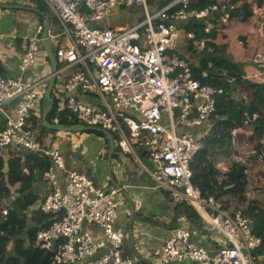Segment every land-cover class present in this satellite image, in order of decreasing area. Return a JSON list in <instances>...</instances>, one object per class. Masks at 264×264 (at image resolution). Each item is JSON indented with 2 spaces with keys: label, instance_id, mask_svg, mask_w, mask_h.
<instances>
[{
  "label": "built area",
  "instance_id": "obj_1",
  "mask_svg": "<svg viewBox=\"0 0 264 264\" xmlns=\"http://www.w3.org/2000/svg\"><path fill=\"white\" fill-rule=\"evenodd\" d=\"M43 1L61 26L59 34L66 36L53 53L56 64H63L54 73L29 81L0 76V147L21 148L51 163L44 177L52 190L38 209L55 218L34 239L36 247L51 251L47 264L134 263L122 255L125 233L115 226L123 206L120 188L97 187L84 174L65 169L60 151L46 145L32 129L31 120L49 80L64 73L52 93L58 110L65 109L79 125L108 132L124 153L135 156V145L145 147L153 164L148 170L151 188L163 190L173 202L189 204L197 212L202 225L176 228L164 240L163 262L255 264L262 240L254 233L251 219L240 210L230 213L192 182L190 163L203 148L202 135L193 130L214 114L223 89L196 79L192 63L177 51L181 28L191 21L203 22L200 35L185 31L191 49L195 54L214 51L212 32L237 16L241 3L218 0L196 9L189 6L191 0ZM245 2L264 16L258 0ZM120 7H139L144 18L123 29L97 25ZM41 31L39 24L21 38V71L38 62ZM59 34L49 31L48 40ZM253 63L258 72L251 71L243 79L264 82V52H257ZM85 96L92 101L84 100ZM259 158L264 159V154ZM55 170L66 173L62 188ZM85 222L96 224L100 235L83 230ZM202 229L219 238L216 252L209 253L194 240Z\"/></svg>",
  "mask_w": 264,
  "mask_h": 264
},
{
  "label": "crops",
  "instance_id": "obj_2",
  "mask_svg": "<svg viewBox=\"0 0 264 264\" xmlns=\"http://www.w3.org/2000/svg\"><path fill=\"white\" fill-rule=\"evenodd\" d=\"M42 1L43 0H41V2ZM168 1L169 0H164L163 3ZM245 1L248 2V0L233 1L241 3V6L245 5L243 11L233 17L226 25H220L212 32V43L217 47H214L217 50L216 56L229 60L237 69V77L235 79H229V82L234 85L240 80L237 78H242L243 80V76L247 73L251 71L258 72V67L253 63V57L257 52H264V16L253 11ZM258 2L261 6H264V0H258ZM38 6L40 7L39 0H0V67L4 72L1 76H14L24 81H29L35 76L39 77L52 72L51 64L44 49L40 52L38 62L35 65L30 66L24 71H21L19 68L23 54L21 38L27 33L34 32L36 26L39 24L42 26L43 31L45 15L48 18L47 34L49 31L53 33V29L56 27L59 28L60 31L53 33L54 35L62 31L59 22L48 6L46 5L47 9L45 12L40 11L37 8ZM122 9L123 8L120 7L113 11L112 14L107 16L104 21L97 23V25L123 29L139 22V20H132L129 14ZM40 16H42V20ZM143 18L144 16L140 19L142 20ZM97 25L92 24L91 26ZM181 29L183 30L180 31L177 51L182 58L192 63L193 67L198 64L199 56L191 49V46L184 37L185 31H187L186 24H184ZM42 31L40 33V38ZM58 36H62L63 38L59 40L55 50L61 43L64 44L66 41V36L64 34H59ZM52 51L53 53L55 52L54 50ZM58 64H56L57 70L60 67ZM65 75L66 73L61 74L58 78L61 79ZM58 78H54V83L50 92L53 102L55 101L56 103L57 101L52 93L53 88L59 83L57 82ZM234 93L237 99L240 97L246 99L250 95L248 91L246 92L238 88L235 89ZM45 99L44 95L39 101L36 115L31 120L32 129H37L38 131V138L46 145L56 147L60 151L63 156L65 169L75 170L84 174L90 178L97 187L104 189L120 188L118 197L123 202V206L120 207L118 211L115 226L122 229L125 233L121 249L122 255L132 258L134 261L133 264H166L163 262L161 256L162 245L172 230L184 225L194 227L200 223H194L183 214L177 215L175 213V207L178 203L168 198L163 190H154L151 188L152 180L148 174V170L153 167V164L147 156V151L135 145V156L130 153H124L115 143L116 140L113 136L110 138L105 132H103L104 136L98 135L96 132H98L99 129L83 130L84 132L82 134L73 136L68 140L63 133L64 130H52L44 125L42 113L49 105L48 100ZM84 100L92 101V98L90 96H85ZM63 111L67 112L65 109H63ZM47 115L48 113L46 114V120ZM66 117L75 121L73 116L68 115V112ZM256 118L257 115L253 114L251 118L253 120L252 124H254ZM251 119H249V121ZM249 121H244L243 127L232 129L230 143L219 137L221 142L214 145L212 154L215 167L221 174H225L230 164L233 162H240L245 165V201H241L236 195L229 193L224 194V196L220 198L211 196L218 199L223 207L230 213L236 210L242 211L244 215L251 219L252 226H255L257 222L258 225L261 224L264 226V203H262L264 202V159L259 158V154L254 150V140L248 135V130L250 129ZM56 122L57 118H54L52 122L47 123L46 121V124L58 125ZM213 123L214 120L210 116L202 127L193 130L202 135V147H205L206 142H204V138L208 135ZM75 124V126L70 127H82V125H79L77 122H75ZM83 127L87 126L83 125ZM46 129H48V131H46ZM53 131L59 133L58 137L62 142L54 143L52 139L54 134L52 136L50 135V132ZM45 134H47V136H45ZM242 135L245 141L242 142L240 140V144L243 145L242 148L239 149L236 145V138ZM250 137L252 140L249 139ZM87 141H92L93 145L91 147L87 146ZM26 153V150L21 148L12 146L0 147V156L4 161H7L9 157L23 156L26 155ZM139 155L147 157L149 159L147 160L148 163H143ZM50 165L51 163L49 161V166ZM6 170L7 166L4 162V174ZM56 172L58 185L62 188L65 183L66 173L64 170H57ZM222 179L223 176L220 177V180ZM231 186L232 185L227 186L226 188ZM8 188L11 191L12 198L19 195L16 191L18 185H9ZM30 190L36 195V200L33 204L29 205L24 212L28 217L26 227L36 226L31 215L33 212H41L38 206L47 198L52 190V185L44 177V172L41 176L36 175ZM82 227L83 230L91 232L94 236H99L101 233L99 227L91 222H85ZM194 240L198 244L204 246L211 254L217 251L219 248L218 245L220 244L219 238H217L213 232L207 231V233H205L204 229H202V232H200ZM170 264L183 263L173 262ZM255 264H264V247L256 252Z\"/></svg>",
  "mask_w": 264,
  "mask_h": 264
},
{
  "label": "trees",
  "instance_id": "obj_3",
  "mask_svg": "<svg viewBox=\"0 0 264 264\" xmlns=\"http://www.w3.org/2000/svg\"><path fill=\"white\" fill-rule=\"evenodd\" d=\"M217 1L191 0L189 6L201 9ZM42 2L39 0L40 7L37 8L45 12L47 6ZM244 6H241L240 12L243 11ZM40 17L42 20V16ZM186 28L187 31H194L196 35H200L203 31V22H188ZM211 46L214 51L196 54L199 56V62L192 67V74L202 83L222 88L223 93L216 98L215 112L211 116L214 123L208 135L204 138L205 147L196 153L191 160L192 182L201 189L202 194L206 197L212 195L220 198L229 193L236 195L239 200L245 201V165L240 162H233L230 164L228 171L221 174L215 167L212 154L214 145L221 142L219 137L229 142L232 129L243 127L244 121H249L253 114H256L257 118L254 120V124H252V119L249 121L248 135L254 140L255 152L264 154V82L260 80H242V78H237L240 80L237 81L236 85L229 82V79L237 77V69L229 60L216 56L217 47L213 43ZM209 62L212 64L211 66H208ZM203 72H206L205 76L202 75ZM3 74L4 72L0 67V76ZM236 88L248 91L249 97L237 99L234 93ZM66 116L67 112L58 110L57 103L54 101L46 121L47 123L52 122L54 118H57L56 123L58 125L75 126V121ZM96 133L104 136L102 130ZM26 152V155L23 156L9 157L7 161H4L0 156V264H40L44 251L35 247L33 241L38 229L48 226L55 218L52 214L33 212L31 217L36 226L26 227L28 217L24 212L36 200V195L30 190L32 182L36 175L41 176L49 166L47 157ZM4 162L7 166L5 174L3 171ZM221 176H223L222 180H220ZM9 185H18L16 191L19 195L12 198L11 191L8 188ZM230 185L232 186L226 188ZM6 207H11L17 211L11 223L4 222L7 214H4L3 210ZM175 213L185 215L196 224L200 222L196 211L187 204L178 203L175 207ZM253 231L262 240L261 246L256 250L257 252L264 247V226L258 225L257 222L253 226Z\"/></svg>",
  "mask_w": 264,
  "mask_h": 264
},
{
  "label": "water",
  "instance_id": "obj_4",
  "mask_svg": "<svg viewBox=\"0 0 264 264\" xmlns=\"http://www.w3.org/2000/svg\"><path fill=\"white\" fill-rule=\"evenodd\" d=\"M47 28H48V18L45 15V23H44V29L42 31L41 34V43H42V47L45 51V54L51 64V69L52 72L54 73L56 71V60L53 54V51L50 47L49 41H48V35H47ZM54 76L51 77V79L48 82L47 88H46V92H45V98L48 100L49 105L48 107L43 111L42 113V120L45 126H47L48 128L52 129V130H73V131H83V130H88V129H93V130H98V128H91V127H78V128H73L70 126H61V125H47L46 124V114L48 113V111L52 108L53 106V100L51 97V89L54 83ZM104 132V131H103ZM110 138L111 135L108 132H105ZM113 144V141H112ZM17 211L15 209L12 208H8V213L7 216L4 220L5 223H11L13 217L16 215ZM51 255V251L47 250L45 251L44 255L41 258L40 264H47L49 258Z\"/></svg>",
  "mask_w": 264,
  "mask_h": 264
},
{
  "label": "rangeland",
  "instance_id": "obj_5",
  "mask_svg": "<svg viewBox=\"0 0 264 264\" xmlns=\"http://www.w3.org/2000/svg\"><path fill=\"white\" fill-rule=\"evenodd\" d=\"M138 8V9H137ZM123 11H125L126 13L129 14L130 18L134 21H137V20H141L140 18L143 16V12H142V9H140L139 7H132V8H126V9H122ZM122 14V13H121ZM60 29L59 28H54L53 29V33H57L59 32ZM63 37L62 36H58L56 38H53L50 40V44H51V48L52 50L55 51V47L58 45L59 43V40H61ZM63 63H59L58 65L61 66ZM46 131H48V129H46ZM87 131V130H85ZM84 131H69V130H64V135L66 136V138L69 140L71 139L73 136H76V135H79V134H82ZM34 134L38 136V131L37 129H34ZM54 134V137L52 138L54 143H60L62 142L58 135L59 133H57V131H53V132H50V135L52 136ZM45 136H47V134H45ZM249 139L252 140V138L250 137ZM244 142L245 139H244V136L242 135L241 137H237L236 138V145H237V148L241 149L242 148V145L243 144H240L241 141ZM87 146H92L93 145V142L92 141H87ZM140 149L144 150V151H147V149L145 147H139ZM7 154V153H6ZM61 154V153H60ZM62 156V155H61ZM148 156V155H147ZM63 157V156H62ZM140 159L142 160L143 163H148L147 160L149 159L147 157H144L142 155H139ZM151 160V159H150ZM261 203V202H260ZM264 203V202H262ZM263 205V204H262Z\"/></svg>",
  "mask_w": 264,
  "mask_h": 264
},
{
  "label": "clouds",
  "instance_id": "obj_6",
  "mask_svg": "<svg viewBox=\"0 0 264 264\" xmlns=\"http://www.w3.org/2000/svg\"><path fill=\"white\" fill-rule=\"evenodd\" d=\"M45 253V252H44ZM48 263V262H47Z\"/></svg>",
  "mask_w": 264,
  "mask_h": 264
}]
</instances>
